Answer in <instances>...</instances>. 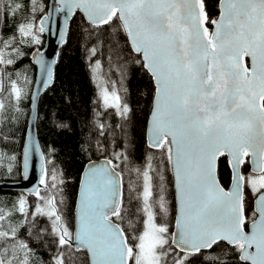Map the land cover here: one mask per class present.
<instances>
[{
	"label": "snow or ice",
	"instance_id": "obj_1",
	"mask_svg": "<svg viewBox=\"0 0 264 264\" xmlns=\"http://www.w3.org/2000/svg\"><path fill=\"white\" fill-rule=\"evenodd\" d=\"M217 7L213 17L206 0H0V19L18 20L14 33L0 34V125L7 110L20 111L23 93L12 79L20 73L11 67L22 58L20 46L41 44L54 13L64 14L67 25L79 11L86 25L105 29L109 64L113 53L123 59V36L139 57L135 63L153 78L149 147L160 150L155 164L148 156L143 167L132 165L126 145L116 147V128L124 125L97 119L92 149L104 160L90 161L78 193L79 215L71 221L67 180L40 152L43 194L37 186L35 202L20 198L13 206L22 214L19 225L0 223V264H32L21 226L28 236L38 227L36 235L48 238L49 264H78L81 253L89 264H194L192 256L206 264H264V0H218ZM36 56L50 80L51 65L39 50ZM126 63L117 68L121 86ZM94 67H101L99 60ZM107 83L113 91L102 90L104 110L127 122L131 109L116 81ZM36 150L35 141L28 144L25 170ZM222 156L233 170L227 191L217 176ZM246 162L247 173L241 170Z\"/></svg>",
	"mask_w": 264,
	"mask_h": 264
},
{
	"label": "trees",
	"instance_id": "obj_2",
	"mask_svg": "<svg viewBox=\"0 0 264 264\" xmlns=\"http://www.w3.org/2000/svg\"><path fill=\"white\" fill-rule=\"evenodd\" d=\"M19 2L27 4V0H19ZM43 2L48 4L49 1L43 0ZM217 4L218 0H206V7L213 17L219 14ZM17 22V18L10 16L0 19V34L8 36L14 33ZM92 32H95V35H92ZM40 39L42 42L39 45L20 46L22 58H18L16 63L11 66L20 73L19 77L15 73L12 76V79L16 81L17 88L23 93L20 111L17 112L14 108L7 110L4 124L0 125V149H2L0 151V173L4 172L6 165L9 164L10 167L18 170L17 179L21 177L20 155L29 113L30 92L35 76V66L31 56L35 50L44 47V36L41 35ZM107 40L108 35L104 28L92 29L84 23L83 15L77 12L70 22L67 42L62 46L58 55L53 84L42 95L39 102L37 121L39 141L45 158L54 160L57 169L62 170L63 176L67 180L65 185L66 215L70 221L74 216L79 183L86 163L104 157L100 152H94L92 149L97 119L110 125L117 123L124 125V127L116 128L118 134L116 147L120 148L122 145H126L130 164L143 167L148 156L154 157L153 164L159 158L160 150L150 149L146 142L147 120L154 96L152 77L142 64L135 63L139 57L131 53L123 36L120 37V51L123 59L117 61L115 53H113V59L109 64L108 49L105 46ZM98 41L102 43L98 44ZM93 47L97 48L95 55L90 52ZM97 60L100 61L101 67L98 69L105 83L106 81H116L115 88L121 96L122 102L127 103L131 109L127 122L120 121L113 109L104 110L93 72ZM124 61L127 63L121 86L120 72L117 71V68ZM106 85L113 89L111 83ZM125 89L126 91H124ZM97 113H102V115L97 117ZM58 125L61 126L58 127ZM5 136L8 137L7 141L4 140ZM49 147L54 149L51 154H49ZM46 167L51 168V165L46 164ZM249 170L250 164L246 162L242 171L247 173ZM218 176L222 185L227 188L231 182V168L227 157L222 156L219 159ZM124 178L127 184V171L124 173ZM171 179L169 176V180ZM2 180L13 179L0 177V181ZM169 187L172 186L169 185ZM0 192L7 191L0 190ZM41 193L43 194V186ZM170 196L172 205L175 206L174 191L170 192ZM26 200L32 203L35 202L36 197L26 196ZM26 205L25 211H29V205ZM174 215L175 212H173ZM19 216L22 220L21 213ZM169 220L171 221L172 217H169ZM43 223L44 221H41V224ZM37 231L38 227L33 228L32 235L28 236L26 227L21 226L19 235L26 239L29 242V247L33 249L32 264H49L50 242L46 236L38 237ZM170 231H172V227H170ZM191 260L194 264H206L196 256H192ZM78 264H88V258L84 253H81ZM233 264H239V262H233Z\"/></svg>",
	"mask_w": 264,
	"mask_h": 264
},
{
	"label": "water",
	"instance_id": "obj_3",
	"mask_svg": "<svg viewBox=\"0 0 264 264\" xmlns=\"http://www.w3.org/2000/svg\"><path fill=\"white\" fill-rule=\"evenodd\" d=\"M48 5H51L56 2V0H48ZM79 12V11H77ZM76 12V13H77ZM80 13V12H79ZM74 15L68 17V24L65 25L64 19L65 16L62 13H54L51 22L48 24V27H50L51 31H46L42 35L44 36V47L39 50L40 53L43 55V59L46 63L51 65L52 68V78L49 80L47 76L42 72L40 64L36 62L38 57L36 56L37 50H35L32 53L31 59L32 63L35 66V76L34 81L31 87L30 92V105H29V113L26 121V131H25V137L22 143L21 148V155H20V169H21V177L17 180H2L0 181V190L1 191H10V192H18L23 193L27 196H33L31 195V191L35 189L37 186L42 188V185H39V177H40V168L41 164L44 163V160L40 157V152H43L39 137H38V128H37V121H38V108H39V102L42 97V95L47 91L48 88H50L54 81V71L58 59L59 52L62 48V46L67 42L68 37V29L70 22L72 20ZM61 35L64 36V40L61 41L60 37ZM145 69V68H144ZM147 71V69H145ZM148 72V71H147ZM149 73V72H148ZM150 74V73H149ZM153 80V78H152ZM154 84V82H153ZM155 92V87H154ZM152 107V106H151ZM150 117H151V110L148 116L147 120V128H146V142L147 146L149 147L150 143V132H151V123H150ZM34 129V134L32 136H28V130ZM32 141H35L37 145V150L32 153L28 160L27 170L24 169L23 164V155L27 151L28 144ZM153 150H158L149 147ZM44 153V152H43ZM45 157V155H44ZM220 159V158H219ZM104 157L93 159L91 161H98L103 162ZM90 161H88L83 169L82 176L79 183L78 193L81 188V182L82 178L85 175L87 168L89 166ZM218 163L217 162V176H218ZM250 164V163H249ZM46 166V165H45ZM231 168V166H230ZM251 168V164H250ZM242 170V169H241ZM218 180L220 185L227 191L230 190L233 186V170L231 168V182L229 186L226 188L222 185L220 182L219 176ZM175 198V195H174ZM176 204V200H175ZM79 215V204H78V194L76 199V205L74 210V216L78 217ZM174 227L172 231H174ZM89 264V262H88Z\"/></svg>",
	"mask_w": 264,
	"mask_h": 264
},
{
	"label": "rangeland",
	"instance_id": "obj_4",
	"mask_svg": "<svg viewBox=\"0 0 264 264\" xmlns=\"http://www.w3.org/2000/svg\"><path fill=\"white\" fill-rule=\"evenodd\" d=\"M93 72H94V76H95L94 77L95 81H96L97 86H98L99 95L102 99V90L105 87H107V89L110 93L113 91V89L109 88L106 85L104 79L101 77V74H100V71L98 68L94 67ZM102 101H103V99H102ZM111 102L112 101L110 99L109 103H111ZM9 168H11V171H8ZM0 177L1 178H9V179H17L18 170L16 171V168L13 169V167H10L9 164H7L4 172L0 173ZM20 198H24L26 200V195L23 193H17V192L13 193L10 191L0 192V209H2L3 213H4L3 217L0 218V223H3L5 226H8L9 221H11V223L14 225H16L15 223H17V222H19V223L21 222V217L19 216V211L13 207L14 205L18 206V202H19ZM17 213H18V216H17Z\"/></svg>",
	"mask_w": 264,
	"mask_h": 264
},
{
	"label": "bare ground",
	"instance_id": "obj_5",
	"mask_svg": "<svg viewBox=\"0 0 264 264\" xmlns=\"http://www.w3.org/2000/svg\"><path fill=\"white\" fill-rule=\"evenodd\" d=\"M14 180V179H13ZM17 180V179H16Z\"/></svg>",
	"mask_w": 264,
	"mask_h": 264
}]
</instances>
